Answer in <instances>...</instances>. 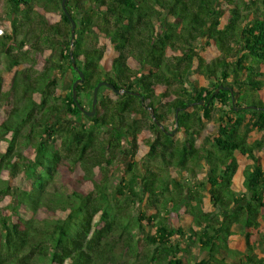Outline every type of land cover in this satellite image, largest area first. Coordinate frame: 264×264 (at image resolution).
<instances>
[{
  "label": "trees",
  "instance_id": "16d2710c",
  "mask_svg": "<svg viewBox=\"0 0 264 264\" xmlns=\"http://www.w3.org/2000/svg\"><path fill=\"white\" fill-rule=\"evenodd\" d=\"M3 1L0 264H210L238 254L264 264V139L249 136L264 130V0H66L72 39L61 0ZM100 40L115 53L108 62ZM210 45L218 54L207 61ZM78 71L84 110L98 83L113 89L99 88L91 117L71 86L59 92ZM212 119L217 131L204 135ZM237 153L252 162L245 194L232 189ZM203 171L210 213L192 182ZM137 205L152 212L132 219ZM235 235L243 254L229 248ZM195 245L206 258H191Z\"/></svg>",
  "mask_w": 264,
  "mask_h": 264
},
{
  "label": "rangeland",
  "instance_id": "374dc122",
  "mask_svg": "<svg viewBox=\"0 0 264 264\" xmlns=\"http://www.w3.org/2000/svg\"><path fill=\"white\" fill-rule=\"evenodd\" d=\"M7 11V8L5 6V3L3 0H0V29L2 31H4V28L5 26L8 25V23L5 21V12ZM46 19L50 22V23H54V22H57L60 20V16L58 13H48L46 14ZM100 43H104L103 40H100ZM105 44V49H106V53H105V56H104V61L105 62H108L110 61L111 58H113L115 56V53L114 51L112 50V47L108 44V43H104ZM218 54L217 50L214 48L213 45H210L208 47H205V48H202L201 52H200V55L205 59V60H210L211 58L215 57L216 55ZM40 64L42 65L41 63V59H40ZM260 72H262L264 74V69L261 70ZM264 78V77H263ZM192 80H198V78L196 76H192L191 77ZM201 83V85H203V81L202 79H200L199 81ZM72 84V79H71V76L69 75V73H67L65 75V77L63 78L62 80V85H61V88L59 90L60 93L64 94V93H67L69 90H70V86ZM104 93H107V91H105ZM236 102V101H235ZM240 104V103H239ZM237 110V109H236ZM215 112H213L212 114H214ZM215 116V115H213ZM248 116V115H247ZM4 117V114L3 112L0 114V120H2V118ZM174 126H172V124H169L168 125V130L169 131H172L174 130ZM217 131V125H216V122L214 119L210 120V121H205V126H204V134L206 135H209V134H212L214 132ZM149 135L148 134H144L141 136V140L142 139H145L146 137H148ZM174 136L176 137H181L182 134L180 132H178L177 130H175V133H174ZM250 138L252 140H255L256 138H264V131L263 132H260V131H256L255 129H253L250 134H249ZM142 143H140L141 145ZM2 146V143H0V148ZM144 150L140 149L138 154H137V157H136V160L140 161L144 155ZM127 153L125 155H123L122 157H120V159L117 161L116 165L111 169L110 173L114 176L113 178V182L116 183L119 179L120 176H123L125 174V170H126V167H127V164L129 162V158L127 157ZM262 157L264 155H261ZM239 164H240V168H239V171L237 172L236 174V177H235V182H236V185H238L237 188H239V190H241V186H242V182H243V177H242V170L243 168L250 164L249 160L247 158H243L239 155ZM252 163V162H251ZM173 174V173H172ZM2 179L3 180H6L9 184H15L16 183V178H12V177H9V175L7 173H3L2 174ZM198 186V185H196ZM241 188V189H240ZM202 189L199 190V192L201 193ZM239 194H245V191L242 190L241 192H239ZM205 196V195H204ZM9 199H6L4 204L8 202ZM203 205H202V210L203 208L206 209H211V205L208 201V198L205 196L204 197V200H203ZM146 211L147 214L149 215L150 212H152L148 206H145V205H137L135 206L133 209H132V215H131V218L134 219L137 217V215L139 214V211ZM182 212V211H181ZM181 214V213H180ZM142 225L144 226V231L146 232H150L151 234L154 233L153 229H151V227L147 224V222H143ZM171 225V223H170ZM231 247H235V248H238L240 250H243L245 248V242H238L237 240L234 239V242L231 243ZM197 248H193L191 250V254L193 256H195L194 258L198 259V253H195L193 251H195Z\"/></svg>",
  "mask_w": 264,
  "mask_h": 264
},
{
  "label": "crops",
  "instance_id": "0c3cea01",
  "mask_svg": "<svg viewBox=\"0 0 264 264\" xmlns=\"http://www.w3.org/2000/svg\"><path fill=\"white\" fill-rule=\"evenodd\" d=\"M263 100H264V96H263ZM257 132H258V130L257 129H255ZM264 130H262V131H260V132H263ZM203 133H204V131H203ZM204 135H206V134H204ZM210 135V134H209ZM260 138H256L255 140H259ZM261 139H264V138H261ZM239 155L240 154H236L235 156H236V159H237V161H238V163L240 162V160H239ZM261 155H264V152L263 153H261L260 154V156ZM241 157H243V158H246V157H244V156H242V155H240ZM262 157V156H261ZM262 158H264V156L262 157ZM248 159V158H247ZM249 160V159H248ZM249 162H250V164H251V160H249ZM250 164H248V165H250ZM239 168H240V164H239V167H238V170H237V172L239 171ZM237 172L235 173V175H234V177H233V179H232V189L234 190V192L235 193H238L239 194V192H241L242 190H244L243 189V186H241V190H239V188H237L238 187V185H236V182H235V177H236V174H237ZM242 172H243V170H242ZM204 177H205V173H204V171L203 172H201V174H198V175H196V177L195 178H192V182L194 183L193 184V186L195 185H197V182H196V180H202L203 182L205 181V179H204ZM187 180H188V178H187ZM199 190L200 189H202L201 191V193L203 194V199H202V205H203V200H204V197L206 196L207 198H208V201H209V203H210V205H211V209L209 210V209H206L205 210V208H203V212H208V213H210V212H213L215 209L213 208V206H212V204H211V202H210V200H209V196H208V193H207V191L209 190V185H204L203 187H201L200 188V186H196ZM245 191V190H244ZM205 195V196H204ZM261 226H263V229H262V227H261V230H262V232H264V223L261 221ZM253 234H254V238H253V240L256 242V243H259L260 241H259V237L257 236V234H255V232H253ZM234 239L235 240H237L238 242H245V239L242 237V236H240V235H235L231 240H229L230 242H229V248H231V249H234V250H236L237 252H239V253H241V254H243L244 252H245V249H246V244H245V248L243 249V250H240V249H238V248H235V247H231V243H233L234 242ZM195 248H197L195 251H193V252H195V253H198V259H200L201 257H203V258H206L207 256L206 255H204V256H201L200 254H199V251H198V246L197 245H195V247H194V249ZM259 252V250L258 249H256L255 250V254H257ZM195 256H193L192 254H191V258L192 259H194V260H198V259H196V258H194ZM216 258H217V261H213V262H211L210 264H213V263H220L219 262V260L221 259V258H223L224 259V261H225V264H245L244 263V256H242V255H240V254H238L237 256H235V257H233V258H228V257H226V258H224V256H220V255H216ZM240 261V262H239Z\"/></svg>",
  "mask_w": 264,
  "mask_h": 264
},
{
  "label": "water",
  "instance_id": "95a60500",
  "mask_svg": "<svg viewBox=\"0 0 264 264\" xmlns=\"http://www.w3.org/2000/svg\"><path fill=\"white\" fill-rule=\"evenodd\" d=\"M65 1L66 0H61V7L63 9V12L64 14L67 16V18L69 19V21L71 22V39L74 37V27H75V24L73 23V21L71 20V18L69 17L68 13L66 12L65 10V7H64V4H65ZM72 68L74 69L75 68V63L72 62ZM83 81V74L82 72L78 71V78L73 81L72 85H71V90H72V96H73V100L76 102V105L80 108L81 112L87 116V117H91L94 115L95 113V106H96V103H97V95H98V90L99 88L102 86V85H106L107 87H109L110 89H112L111 85H107L105 82H100L98 83L94 90H93V95H92V102H91V110L90 111H86L84 110L82 107L79 106L77 100H76V91H75V88L76 86L81 83ZM113 90V89H112ZM219 90H230L229 87H224V86H219L218 89L216 90L219 91ZM231 92V90H230ZM202 103V102H201ZM251 108H253V106H251ZM175 130L174 129L170 135H173L175 133Z\"/></svg>",
  "mask_w": 264,
  "mask_h": 264
},
{
  "label": "built area",
  "instance_id": "2783aa9c",
  "mask_svg": "<svg viewBox=\"0 0 264 264\" xmlns=\"http://www.w3.org/2000/svg\"><path fill=\"white\" fill-rule=\"evenodd\" d=\"M3 34V31L0 29V36Z\"/></svg>",
  "mask_w": 264,
  "mask_h": 264
}]
</instances>
